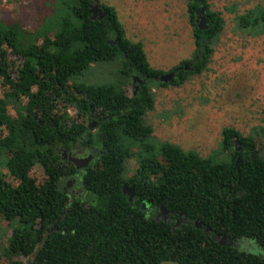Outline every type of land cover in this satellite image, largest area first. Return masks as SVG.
I'll use <instances>...</instances> for the list:
<instances>
[{
  "label": "trees",
  "instance_id": "trees-1",
  "mask_svg": "<svg viewBox=\"0 0 264 264\" xmlns=\"http://www.w3.org/2000/svg\"><path fill=\"white\" fill-rule=\"evenodd\" d=\"M42 3L48 13L66 11L51 35L0 20V230L15 225L4 235L0 264H264V127L247 135L222 128L226 158L217 160L157 141L146 119L153 89L209 70L221 13L207 0H187L193 58L164 71L126 36L114 7ZM95 3L102 18L91 11ZM198 7L207 16L203 30ZM253 9L240 27L264 23V7ZM116 58L118 79L83 80L92 66ZM168 73L173 81L160 82ZM95 115L100 120L90 128ZM74 146L103 153L79 171L60 154ZM71 179L82 192L69 197ZM131 188L133 197L124 193ZM161 207L165 221L156 220ZM250 242L259 251L245 249Z\"/></svg>",
  "mask_w": 264,
  "mask_h": 264
},
{
  "label": "rangeland",
  "instance_id": "rangeland-1",
  "mask_svg": "<svg viewBox=\"0 0 264 264\" xmlns=\"http://www.w3.org/2000/svg\"><path fill=\"white\" fill-rule=\"evenodd\" d=\"M64 1L71 4L73 0ZM42 2L0 0V20L5 24L18 21L23 31L39 32V37L51 35L66 11L48 13ZM99 2L115 8L126 36L143 44L150 66L168 71L193 58L195 46L188 23L187 0ZM207 3L224 20L209 70L181 86L153 89L154 109L146 119L153 125L157 141L176 143L201 156L225 160L226 156L219 153L222 128L232 126L247 135L252 128L264 127V23L255 28L250 19L245 27L239 25L246 11L264 7V0H207ZM121 69V61L116 58L92 66L83 80L88 84L110 83L120 77ZM127 166L130 171L135 169L132 162ZM13 227L1 228L0 247L6 242L4 235ZM250 245L241 246L259 251L255 244L250 242Z\"/></svg>",
  "mask_w": 264,
  "mask_h": 264
},
{
  "label": "flooded vegetation",
  "instance_id": "flooded-vegetation-1",
  "mask_svg": "<svg viewBox=\"0 0 264 264\" xmlns=\"http://www.w3.org/2000/svg\"><path fill=\"white\" fill-rule=\"evenodd\" d=\"M96 5H97L96 3L93 4L91 11H92L93 15H96V16H99V18H102L103 12L101 10H99V8H97ZM196 16H197V18H196L197 24L200 23L201 21L205 22L207 19V16L205 15V10L203 7L197 8ZM131 79H132L133 83L143 84V82L138 77H136L134 74H131ZM133 87L135 89L133 92V95H135L136 94L135 92L137 91L138 88L134 85H133ZM99 120H100V118L97 115H95L94 118H92L90 120L89 127L90 128L96 127ZM102 153H103L102 150H100L99 152H96L94 149H90V148L81 149L78 146H74L71 149H61L60 154L62 155L63 159H67V160H70L71 157L86 158L88 156H91L92 157L91 162H92V161H94V159H96V156H98L99 154L101 155ZM90 163L86 168H88L90 166ZM86 168L77 169V170L81 171V170H84ZM76 184H77V180H75V179L68 180L67 186L69 187V191H67V192H68L69 197H71L72 195H76V194L79 195L82 192L79 189V187L76 186ZM76 190H78V192H75ZM124 193L130 194V197L134 196V190L131 193L130 189H125ZM24 264H30V262L24 260Z\"/></svg>",
  "mask_w": 264,
  "mask_h": 264
},
{
  "label": "water",
  "instance_id": "water-1",
  "mask_svg": "<svg viewBox=\"0 0 264 264\" xmlns=\"http://www.w3.org/2000/svg\"><path fill=\"white\" fill-rule=\"evenodd\" d=\"M96 7L98 8L97 5H96ZM197 25H198L197 28L200 30L207 28L204 21H201ZM173 78H174L173 73H168V74L160 76L159 81L163 82V83H169V82L173 81ZM91 159H92L91 156H88L86 158L71 157L69 161L75 166L76 169H82V168H86L89 165V163L91 162ZM130 192L131 193L133 192V188L130 189ZM161 215H163L162 219L165 221L166 216H168V212L166 210H164L163 207L160 208V212L157 214L156 220H159V216H161ZM195 226L200 227V224L198 222H195ZM208 230L209 229L206 228L204 232H207ZM220 243L223 244L222 241H220Z\"/></svg>",
  "mask_w": 264,
  "mask_h": 264
}]
</instances>
